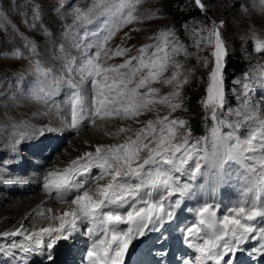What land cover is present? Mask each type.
I'll list each match as a JSON object with an SVG mask.
<instances>
[{"label": "snow or ice", "instance_id": "1", "mask_svg": "<svg viewBox=\"0 0 264 264\" xmlns=\"http://www.w3.org/2000/svg\"><path fill=\"white\" fill-rule=\"evenodd\" d=\"M141 3L143 0H94L87 11L75 10L74 24L79 21L92 23L95 15L96 19L102 18L103 27L100 32L91 33L97 38L91 42L87 32L73 41L77 50L85 49L79 64L77 57L61 47L67 78L55 76L52 69L44 68L40 61L33 62L37 77L50 81L49 90L41 87L32 94L34 99H46L63 86L70 90V121L64 117L62 127L79 129L85 120L95 125L97 120L111 119L131 120L142 126L136 130L121 126L115 133L106 132L105 135L116 138L120 134H130L120 143L95 145L94 151L83 152L62 169L48 170L44 176V191L49 197L54 193L55 200L65 207L61 210L38 206L37 215L48 221L47 226L28 230L21 224L15 230L0 233L4 238L23 237L20 243L13 241L6 251L0 245V251L5 255L13 256L11 249H19L23 255L16 259L24 264H28L31 255L46 257L51 264H56L54 257L59 250L71 252L79 237L86 235L87 264H125L126 254H131L130 245L149 232H160L166 220L174 217V209L179 208L182 200L194 195V185L181 183V176L187 175L192 181L201 176L211 177L218 182L231 177L233 171L242 170L244 199L228 208L222 218L217 216L218 204L205 202L194 209L196 222L181 229V234L187 246L198 254L194 261L185 256L179 257V261L180 264H207L208 261L239 264L238 253L247 251L243 246L251 240L259 243L252 252L264 259V227L258 226L264 224V119L260 118L264 107L251 105L247 97L252 85L238 80L236 83H243L244 88L242 110H235V120L229 118L233 110L224 112L227 44L220 29L225 22H213L210 28L206 26L196 33L200 36L197 47L204 41L213 46L214 64L208 73L206 95L201 101L206 118L212 121L210 134L193 139L186 120L170 118L172 112L183 108L182 89L191 78L190 69L183 80L179 79L183 62L176 61L174 56L183 53L186 60L190 53L175 39L172 29L158 33L155 37L158 43L141 46L139 55L120 64L105 66L100 62L102 53L105 60H110L124 56L130 50L119 45L110 50L106 46L121 28L141 20L135 15ZM209 6L210 0H190L189 3L190 8L205 16ZM38 17L37 12L34 19ZM71 29L69 25L68 31ZM205 31L206 37L201 35ZM253 45L256 52L264 53V38L256 35L254 30ZM93 48L94 53L87 51ZM149 49L154 51L145 57ZM30 51L36 53L35 44L31 45ZM14 55L22 54L17 51ZM170 63L175 70L170 77H164ZM209 63L205 57L204 67ZM74 73L79 76L78 81ZM260 75L262 78L257 82L264 87V72ZM161 77L164 78L161 80ZM86 82L92 85L91 95L84 88ZM153 83L170 85L172 91L160 96V90L151 86ZM157 104L167 107L168 114L162 117L157 114L154 120L143 122L138 119L146 112L155 111ZM62 127L46 125L38 135L59 133ZM223 128L229 131L224 132ZM244 129H247L246 133L242 131ZM18 136L11 145L13 153L18 152L17 145L22 141L37 138L35 134L25 132ZM12 163L11 159L0 160V173H6V166ZM94 169L99 170L98 174H93ZM16 181H19L18 177ZM12 182L0 176V183ZM177 194L180 199L170 202ZM84 226L86 232L82 231ZM167 239L168 236L161 233L157 242ZM193 239L203 243H194Z\"/></svg>", "mask_w": 264, "mask_h": 264}, {"label": "rangeland", "instance_id": "2", "mask_svg": "<svg viewBox=\"0 0 264 264\" xmlns=\"http://www.w3.org/2000/svg\"><path fill=\"white\" fill-rule=\"evenodd\" d=\"M180 1L183 8L195 12L197 16L202 15L209 22L202 24L200 23L202 20L192 18L185 29L184 39L181 36L177 38L179 43L190 53L186 60L183 53L174 56L176 61L183 62V68L180 69L182 75L179 79L183 80L184 75H188L191 69V78L184 87L190 82L198 80L199 76H203L205 78L204 88L206 89L208 73L214 64V58L211 57L213 46L204 41L197 47L196 41L200 39V36L196 33L206 26L210 28L213 22L219 24L223 20L225 24L220 31L227 44L224 68L225 97L226 103L227 99H233L235 102L232 107L227 108V112L231 109L234 113L235 110L241 109L242 101L245 99L242 95L244 92L243 83L257 84V81L262 78L260 74L264 72V53L256 52L253 45V30L260 38H264V0H210L207 16L197 9L190 8V0ZM93 2L94 0H63V6H61V0H0V160L11 158L14 161V156L25 149V146L19 144L17 145L18 152L13 153L11 151V145L19 138L18 133L36 134L37 131L49 125L52 121L61 123L64 117H67L70 121V115H68L70 90L66 86L61 87L58 93L46 99L37 100L33 98L32 94L38 92L41 87L48 91V84L50 83L49 80H44L43 77H36L33 62L40 61L44 68L52 69L55 76L63 75L67 78L68 73L63 69L64 60L61 58L63 55L60 51L61 47L69 52L71 56L77 57V64H79V58L84 54L85 49L82 47L77 50L73 47V41L78 37H84L85 32H87L89 33L87 39L91 42L97 39L92 37L91 33L100 32L103 27L102 18L93 19L92 23L79 21L74 24L75 10L87 11ZM165 2L166 0H143V3L137 6L135 12V15L140 17L141 20L121 28L106 46L110 50H114L117 45L130 50L124 56L114 57L110 60H105L102 53L100 62L104 63L105 66L120 64L129 57L139 55L138 49L141 46L158 43L155 37L161 31L172 29L175 32V22L168 13L173 12V8L178 6V2L175 0H173V4H166ZM37 12L39 17L34 19ZM69 25L72 26L70 32L68 31ZM125 33H127V36ZM201 35L206 37L208 34L205 31ZM169 39L172 40L173 37H169ZM26 44L28 47H25ZM32 44L36 45L35 54L30 51ZM17 51L22 55L15 56L14 53ZM87 51L94 53L95 49H87ZM152 51L154 49H149L145 53V57L150 55ZM205 57L210 61L208 67H204ZM233 61H237L241 66L236 74L239 77L228 83L225 82V78L231 72L229 64H232ZM174 70L170 63L164 77H170ZM73 75L78 81L79 76L75 73ZM164 77H161V80ZM238 80L243 83H236ZM151 86L160 90V96L172 91V86L163 83H153ZM84 88L86 93L89 91L88 95H91V83L86 82ZM183 89L182 95L184 93ZM205 89L202 100L206 95ZM155 109V111L146 112L138 119L141 122L149 119L154 120L157 114L162 117L169 112L167 107L159 104L155 106ZM181 110L182 108L172 112L170 118H180L178 114ZM98 121L102 120L96 122ZM108 121L125 122L133 130L142 126V124H137L131 120L111 119ZM86 125L90 126L86 129L94 126L91 121ZM75 136L72 135V137ZM125 137L115 139L116 137L109 136L113 139L106 144L120 143ZM6 167L8 171L0 173V176L5 180L17 178L10 175L14 171V163ZM98 171V169H94L93 174H98ZM186 178L187 180L190 179L187 175ZM187 180H182L181 183H189ZM227 180L228 178L217 182L211 177H204L202 181L193 184L194 195L191 198H184L179 208L174 209L175 214L180 213L183 207H188V203H191L193 210L202 206V197L204 196L208 200L213 199L218 205L225 204L228 201L227 197L224 199L212 195L219 191ZM236 184H243V182L235 180L233 186H236ZM199 185H204V187L200 188ZM2 191H6V189L0 183V193ZM176 199H180L178 194L172 197L170 202H174ZM231 201L234 205L238 203L232 199ZM5 211V208L0 206V233L4 232L7 224L14 223L18 218L17 215L5 217ZM1 241L5 244L3 245ZM13 241L20 243L17 237H0V245L5 250ZM11 251L14 254L11 257L5 255L4 251H0V262L12 260L14 264L17 261L16 257L22 255L19 249H11Z\"/></svg>", "mask_w": 264, "mask_h": 264}, {"label": "bare ground", "instance_id": "3", "mask_svg": "<svg viewBox=\"0 0 264 264\" xmlns=\"http://www.w3.org/2000/svg\"><path fill=\"white\" fill-rule=\"evenodd\" d=\"M260 115L264 117V112L261 111ZM121 126L129 127L125 122L102 120L100 122L99 121L96 122V124L92 128L85 129L82 133L78 134L75 138L71 139L69 144L65 146L63 150L58 151L51 156L50 159L51 162L47 164L48 167L46 168L44 176L47 173V171L50 169L57 167L62 169L63 167L67 166V164L72 159H75L83 152L94 151L95 145L106 144L109 141H112L113 138H109V135H105V133L106 132L115 133L117 129ZM128 134L129 133L120 134L118 139L121 137H125ZM24 159L25 157L21 155L19 159V166L21 171H22V164L24 162ZM0 206L4 207L6 210L5 217L6 216L12 217L13 215L18 216V218L14 223H9L6 225V229L4 230V232L15 230L16 228H19L21 224H23L24 228L28 230H32L33 228H39L41 226H47L48 221L37 215L38 211L40 210V207L38 206H41L44 209L51 207L53 209H61V210L65 207V205H59L58 203L50 202L45 196L41 195L40 193L28 194L26 192H22L18 197L13 199L5 196V194H1ZM218 217L222 218V216H218ZM192 218L194 219L193 215ZM176 220H178L177 223ZM176 220L173 221L166 220L164 225L161 227L164 234L166 228H168V230L170 231L171 230L179 231L186 227H190V224L189 225L186 224V219H183L182 221H180L179 219ZM150 233L151 232H149L146 236L140 237L135 241L144 239L145 237L149 236ZM81 239H86V237L83 236ZM133 247L134 246H132L130 249H132Z\"/></svg>", "mask_w": 264, "mask_h": 264}, {"label": "trees", "instance_id": "4", "mask_svg": "<svg viewBox=\"0 0 264 264\" xmlns=\"http://www.w3.org/2000/svg\"><path fill=\"white\" fill-rule=\"evenodd\" d=\"M178 2V6L173 8V12L168 13L171 16V19L175 22L174 27L178 36H181L183 39L185 37L187 24L193 19L198 18L202 20L200 23H208L206 19L200 15H195V12L187 10L185 7L183 8L181 5V1L175 0ZM166 4H173V0H166ZM171 24V25H173ZM170 25V26H171ZM205 26V25H204ZM230 66V74L226 78V82H230V80L237 74L240 70L241 66L237 63V61H233ZM199 76V75H198ZM204 81L205 78L203 76H199L198 80L190 82L183 89V108L179 112L178 116L181 119H184L188 122V127L191 129L192 137H201L205 133V127L207 121L204 120V112L201 106V101L204 96ZM231 100V99H230ZM233 100V99H232ZM206 122V126L204 123Z\"/></svg>", "mask_w": 264, "mask_h": 264}]
</instances>
